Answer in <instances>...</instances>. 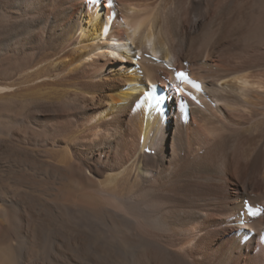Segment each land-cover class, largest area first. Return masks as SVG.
<instances>
[{"label":"bare ground","instance_id":"bare-ground-1","mask_svg":"<svg viewBox=\"0 0 264 264\" xmlns=\"http://www.w3.org/2000/svg\"><path fill=\"white\" fill-rule=\"evenodd\" d=\"M0 264H264V0H0Z\"/></svg>","mask_w":264,"mask_h":264},{"label":"snow or ice","instance_id":"snow-or-ice-1","mask_svg":"<svg viewBox=\"0 0 264 264\" xmlns=\"http://www.w3.org/2000/svg\"><path fill=\"white\" fill-rule=\"evenodd\" d=\"M177 75H178V77H179V76H182V75H184V74H182V73H178ZM190 82H191V81H190ZM192 83L195 84V82H192ZM195 86H196V87H199L198 85H195ZM249 214H250V215H255V213L251 212L250 209H249Z\"/></svg>","mask_w":264,"mask_h":264},{"label":"rangeland","instance_id":"rangeland-1","mask_svg":"<svg viewBox=\"0 0 264 264\" xmlns=\"http://www.w3.org/2000/svg\"><path fill=\"white\" fill-rule=\"evenodd\" d=\"M174 93H177V95H179L180 97H184L185 96V94L181 90H175Z\"/></svg>","mask_w":264,"mask_h":264}]
</instances>
